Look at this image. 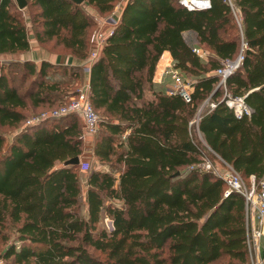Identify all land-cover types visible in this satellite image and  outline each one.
Returning <instances> with one entry per match:
<instances>
[{"label":"trees","instance_id":"1","mask_svg":"<svg viewBox=\"0 0 264 264\" xmlns=\"http://www.w3.org/2000/svg\"><path fill=\"white\" fill-rule=\"evenodd\" d=\"M118 0H0V54L29 48L23 9L39 42H52L87 60L98 14ZM240 16L237 23L234 13ZM193 31L201 58L182 33ZM243 60L225 81L251 107L237 118L214 90L213 71ZM192 79L191 101L151 76L164 51ZM80 66L9 60L0 64V259L9 264H251L245 242V203L213 169H201L202 138L213 158L245 180L264 176V0H210L189 10L178 0H126L117 23L90 63L87 96L99 115L91 154L111 170L85 177L79 163L81 121L66 114L26 123L28 108L59 106L79 88ZM149 90L152 98L145 99ZM210 96L214 107L203 101ZM55 104V105H54ZM198 115L197 121H194ZM116 200L118 204L105 202ZM111 229L97 227L101 213ZM12 228V235L6 230ZM92 251L99 252L102 258Z\"/></svg>","mask_w":264,"mask_h":264},{"label":"built area","instance_id":"2","mask_svg":"<svg viewBox=\"0 0 264 264\" xmlns=\"http://www.w3.org/2000/svg\"><path fill=\"white\" fill-rule=\"evenodd\" d=\"M125 1L126 0H118L113 9L120 8ZM178 3L189 10L206 9L210 6V0H178ZM233 13L239 24V14L235 11ZM117 20L118 18L111 15L99 22L94 32L92 47L90 48L86 60L89 65L98 56L105 38L112 32ZM244 47L245 43L241 41L237 55L232 59H223L219 67L213 71V74L219 77L214 89L216 86L222 88L221 99L224 101L225 105L232 109L237 118L250 115L251 107L245 101L244 96L231 95L225 86V81L241 64ZM192 49L201 58L206 57V51L200 47L194 45ZM167 72H169L171 76L172 86L169 87L166 92L168 94L177 93L185 102H190L191 77L172 67H170ZM203 104L211 108L215 106V102L210 100V96L207 97L201 105ZM71 113L78 115L80 118L82 138L85 139V137L94 136L98 129L99 115L93 109L88 99L87 84H82L76 93L70 96L66 102L54 109L41 113L39 117L26 120V123L48 118H57ZM197 119L198 115L195 117L194 121H197ZM217 159L218 163L215 168H212L209 162H203V160L201 163H198L197 166L201 169H213L215 174L218 175L226 185L225 195L234 191L243 197L246 225L245 242L248 248L250 263L264 264V176L256 180L253 175H250L248 181H245L230 164L220 158ZM80 164L81 167L84 166L83 161H80Z\"/></svg>","mask_w":264,"mask_h":264},{"label":"crops","instance_id":"3","mask_svg":"<svg viewBox=\"0 0 264 264\" xmlns=\"http://www.w3.org/2000/svg\"><path fill=\"white\" fill-rule=\"evenodd\" d=\"M122 6L117 9H113L110 12L101 15L98 14L94 9L90 7V13L89 15L94 19L96 25L98 26L99 22L111 15H114L116 18H119L120 12H121ZM24 10V9H23ZM24 22L26 27V35L29 42V48L25 51H20L16 53H10V54H0V56L7 57L8 60H14V61H32L35 65H38L42 61H47L52 64L57 65H66V66H80L83 72V83L82 84H88V75H89V67L90 65L87 63L86 60L79 59L78 57L70 54L68 51L63 50L60 46H54L52 42H39L33 33L32 24L29 18V15L24 14ZM96 30V29H95ZM93 31V36H94ZM184 40L192 45L197 46V39L196 35L193 31H184L182 33ZM91 39L90 47H92V40ZM206 51V56H207ZM172 67V58L170 55V52L168 50H164L160 56L158 57L153 74L151 76V84L153 87H160L162 86L166 92V90L172 86V79L167 72L169 68ZM173 68V67H172ZM144 97L145 99L152 98V94L149 90L145 89L144 91ZM84 142V141H83ZM92 140L90 143L85 142L87 151L91 154V146H92Z\"/></svg>","mask_w":264,"mask_h":264},{"label":"rangeland","instance_id":"4","mask_svg":"<svg viewBox=\"0 0 264 264\" xmlns=\"http://www.w3.org/2000/svg\"><path fill=\"white\" fill-rule=\"evenodd\" d=\"M85 8H86L87 12H90V7L87 6L86 4H85ZM31 11H32V8L28 7V8L23 10V14L27 15L28 13H31ZM96 28H97V25H95L94 31H95ZM7 61H9L7 59V57L0 56V64L2 62H7ZM82 83H83V81H81V82L79 81V83H78L79 87L82 85ZM200 106L201 107H199V110L202 109L204 104L200 105ZM56 107L57 106L47 107L45 105L44 107H39V108H34V109L28 108V110L26 111V113L28 115L27 119H33L35 117H39L41 113H43L45 111H48V110H51V109H54ZM0 131H3L7 135V139H9V137L11 135V131L9 129L0 127ZM93 137L94 136H89V137H85V139H83V141H84L83 144H82L83 152L80 155V161L81 162L83 161V163H84L83 164L84 166L81 167V164L79 162V173H80V181H81V188H82V196H81V200H80V203H79V206H78V212H79L80 215H85L86 214L85 202H84L83 194H84V191H85V188H86L85 177L88 174V172L91 169H94V168L95 169H101V170H111V171L116 172L115 170L118 168V167H116V165H114L113 167H110L107 164L98 162V160H96L94 158V156L87 151L88 149L86 148L85 142L90 143V141L93 139ZM198 139H199L198 141H199L200 150L203 153V156H202L203 157L202 158L203 162H209L212 168L213 167L214 168L217 167L218 159L217 158H213L212 152L208 148H206L203 139L199 138V137H198ZM105 202H111L112 204H118V201H116V200L105 199ZM96 226L99 227V228L100 227H104L107 230L111 229V218L109 217V215L105 211H103L101 213L99 221L96 224ZM6 230L10 233V235H12L11 234L12 233L11 232L12 228L10 226L7 227ZM5 243L6 242H4V241H0V251L5 246ZM92 253L98 258H102V255L99 252L92 251ZM222 262H223V260H218V261L214 262V264H221ZM0 264H9V263L6 260L0 259Z\"/></svg>","mask_w":264,"mask_h":264},{"label":"water","instance_id":"5","mask_svg":"<svg viewBox=\"0 0 264 264\" xmlns=\"http://www.w3.org/2000/svg\"><path fill=\"white\" fill-rule=\"evenodd\" d=\"M18 7L22 8L25 5V0H15ZM75 3H81L83 0H73ZM218 86L215 87L216 90ZM79 163V157L75 156L64 161V164H77Z\"/></svg>","mask_w":264,"mask_h":264}]
</instances>
